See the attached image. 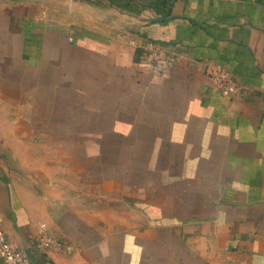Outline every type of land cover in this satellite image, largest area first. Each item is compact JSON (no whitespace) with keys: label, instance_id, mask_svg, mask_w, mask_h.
I'll list each match as a JSON object with an SVG mask.
<instances>
[{"label":"crops","instance_id":"obj_1","mask_svg":"<svg viewBox=\"0 0 264 264\" xmlns=\"http://www.w3.org/2000/svg\"><path fill=\"white\" fill-rule=\"evenodd\" d=\"M84 1L0 0V230L34 264H264V0Z\"/></svg>","mask_w":264,"mask_h":264},{"label":"built area","instance_id":"obj_2","mask_svg":"<svg viewBox=\"0 0 264 264\" xmlns=\"http://www.w3.org/2000/svg\"><path fill=\"white\" fill-rule=\"evenodd\" d=\"M164 62L156 48L149 54V67L153 75H161ZM218 83L224 87L227 92L235 90V82L222 69L217 72ZM0 255L5 264H34L29 252L24 248L15 247L9 240L6 233L0 230Z\"/></svg>","mask_w":264,"mask_h":264},{"label":"rangeland","instance_id":"obj_3","mask_svg":"<svg viewBox=\"0 0 264 264\" xmlns=\"http://www.w3.org/2000/svg\"><path fill=\"white\" fill-rule=\"evenodd\" d=\"M168 0H91L90 2L84 3V5L92 4L91 6L94 7V9L101 10L102 12L106 14H110L111 10L110 7L112 4H114V7L127 10L131 9V12L139 11L138 8L148 6V5H157L159 3L163 4ZM83 4V2H82ZM96 12H94L95 14ZM97 16V15H96ZM95 16V18H96ZM117 17V16H116ZM103 22L106 23V20L104 19Z\"/></svg>","mask_w":264,"mask_h":264}]
</instances>
